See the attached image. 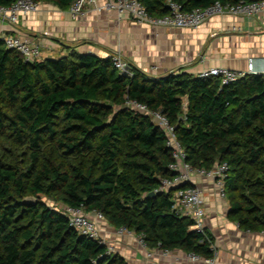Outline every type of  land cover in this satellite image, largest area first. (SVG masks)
<instances>
[{"label": "trees", "instance_id": "1", "mask_svg": "<svg viewBox=\"0 0 264 264\" xmlns=\"http://www.w3.org/2000/svg\"><path fill=\"white\" fill-rule=\"evenodd\" d=\"M14 0H0L9 5ZM68 9L72 0H35ZM156 17L167 0H138ZM183 10L215 0H172ZM222 2L226 0H221ZM235 1V0H232ZM130 74L105 57L69 49L33 62L0 38V264H128L77 233L41 197L100 212L108 224L141 234L152 249L213 258L210 235L175 214L171 150L153 119L126 100L159 111L174 126L192 166L226 162L228 215L264 232V82L246 74L220 84L184 71ZM26 196L35 202L24 203Z\"/></svg>", "mask_w": 264, "mask_h": 264}, {"label": "crops", "instance_id": "2", "mask_svg": "<svg viewBox=\"0 0 264 264\" xmlns=\"http://www.w3.org/2000/svg\"><path fill=\"white\" fill-rule=\"evenodd\" d=\"M231 25L238 29L230 30ZM6 34L38 43L41 59L64 55L69 49L102 57L118 54L152 77L179 71L197 76L213 66L243 71L248 58L256 69L264 68V12L244 17L220 14L186 29L141 24L130 15L94 6L73 18L68 9L39 1L38 11L19 15L14 26L0 24V38ZM192 181L203 190L202 226L212 240V264H264V232L246 230L228 215L229 200L217 195L212 179L193 176ZM98 225L110 252L128 264H209L190 260L177 249L167 256L155 249L149 257L134 234L118 233L105 219Z\"/></svg>", "mask_w": 264, "mask_h": 264}, {"label": "built area", "instance_id": "3", "mask_svg": "<svg viewBox=\"0 0 264 264\" xmlns=\"http://www.w3.org/2000/svg\"><path fill=\"white\" fill-rule=\"evenodd\" d=\"M167 5L169 12L163 16L156 17L150 15L138 0H103L100 5L97 0H72L68 7V12L73 18H76L84 14L88 7L94 6L98 10H114L119 16L130 15L136 22L141 24L186 29L198 28L209 18L220 14L244 17L264 12V0H227L224 2L215 0L208 6L191 10L181 9L180 5L172 0H167ZM38 9L39 2L35 0H14L9 5L0 4V24L14 26L19 15L35 13ZM229 29L237 30L238 27L231 25ZM2 40L4 47L15 50L24 61L33 62L42 57V49L38 43L8 34L4 35ZM112 59L117 69L130 74L128 64L120 55H112ZM246 74H258L264 82V68L261 70L256 69L252 58L247 59L246 69L243 71L224 66H213L202 70L199 76L217 78L220 84H227ZM125 104L135 111L149 115L165 132V145L170 148L172 158L168 168L174 175L172 178H161L158 187L154 191H167L171 186L183 184L176 188L170 197L171 209L177 215L191 217L195 221L198 230L203 233L202 219L205 216L204 195L203 190L193 183L192 177L202 176L212 179L217 195L221 198H226L225 178L228 170L227 163H217L209 169L192 166L186 161V153L176 137L174 126L164 115L159 111L149 110L145 104L135 100H126ZM59 211L67 217L69 226L77 233L105 244L98 225V220L104 219L100 212L86 211L83 207L63 204ZM117 232L129 235L134 234L138 243L149 257L152 255L151 251L156 249H150L141 234H136L124 227H118ZM156 250H160L161 254L165 256L170 254V250L167 249ZM107 252H110L108 248ZM187 256L190 260H203L209 264L213 263V258L204 259L194 253H187Z\"/></svg>", "mask_w": 264, "mask_h": 264}, {"label": "water", "instance_id": "4", "mask_svg": "<svg viewBox=\"0 0 264 264\" xmlns=\"http://www.w3.org/2000/svg\"><path fill=\"white\" fill-rule=\"evenodd\" d=\"M182 185L183 184H177V185L171 186L169 189H176ZM155 193H156L155 191L149 192L148 196L151 197V196L155 195ZM35 201H36V198L33 196H26L22 199V202H24V203L35 202Z\"/></svg>", "mask_w": 264, "mask_h": 264}, {"label": "rangeland", "instance_id": "5", "mask_svg": "<svg viewBox=\"0 0 264 264\" xmlns=\"http://www.w3.org/2000/svg\"><path fill=\"white\" fill-rule=\"evenodd\" d=\"M41 199L50 207H53V208H55L57 210H59L61 208L62 204L59 203V202H55L51 198H46V197L42 196Z\"/></svg>", "mask_w": 264, "mask_h": 264}]
</instances>
